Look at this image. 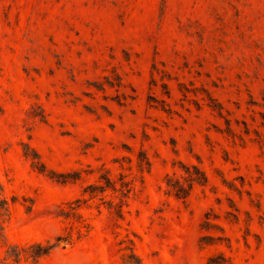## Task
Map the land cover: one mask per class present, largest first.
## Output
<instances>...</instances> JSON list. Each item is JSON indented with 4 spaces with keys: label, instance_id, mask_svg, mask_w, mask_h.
Instances as JSON below:
<instances>
[{
    "label": "rangeland",
    "instance_id": "rangeland-1",
    "mask_svg": "<svg viewBox=\"0 0 264 264\" xmlns=\"http://www.w3.org/2000/svg\"><path fill=\"white\" fill-rule=\"evenodd\" d=\"M141 154L121 219L85 199ZM177 161L207 175L184 199ZM76 197L91 229L36 264H264V0H0V264Z\"/></svg>",
    "mask_w": 264,
    "mask_h": 264
},
{
    "label": "trees",
    "instance_id": "trees-1",
    "mask_svg": "<svg viewBox=\"0 0 264 264\" xmlns=\"http://www.w3.org/2000/svg\"><path fill=\"white\" fill-rule=\"evenodd\" d=\"M153 70L158 71V68L153 65ZM144 155L145 154L136 156L135 165L138 173L135 172L131 174V171L128 173L119 172L117 175L111 176L110 170L101 166L98 169L99 174L96 179L85 185L83 188V192L87 193V197L85 199L96 198L98 200V203L96 204L97 207L101 204L110 210L114 214L115 218L121 219L123 215V208L127 204V198L135 191L136 180L141 183V173L143 170H147L148 168L149 161ZM129 161L130 159L126 158V162ZM39 165L40 167H37V169L43 170L44 165L42 162H39ZM177 166L181 171L180 174H176L174 171L171 174L166 173L165 176H163V180L168 192H172L176 195V197L184 199L188 196L192 184H203L205 180H207V178H205L207 175H205L204 171L197 164H184L177 161ZM128 169L130 168L128 167ZM48 173L49 176L62 182L68 179L76 178L80 174V172L77 171L56 172L53 170H49ZM85 199L79 200L76 197L65 202L63 205H57V214L65 221V225L62 228V232L53 237V241H30L22 244H13L7 257L10 256V259L13 261H17L22 257L24 259H28L31 264H36L40 257L47 254L54 246L58 245V243H62L64 245L87 235L91 229V224L83 218L81 213L78 211L81 203H83ZM4 202L5 201L2 200L1 203ZM209 217L210 216L205 217L207 218V220H204L203 223L205 226L211 224L208 220ZM207 237L204 236L202 238ZM216 239L224 240L227 239V237L217 235ZM124 248H127V246ZM124 263L140 264V261L136 258V254L130 249L129 253L124 256ZM2 264H7L5 257ZM207 264H233V262L230 257L226 256L224 253L218 252L207 258Z\"/></svg>",
    "mask_w": 264,
    "mask_h": 264
}]
</instances>
